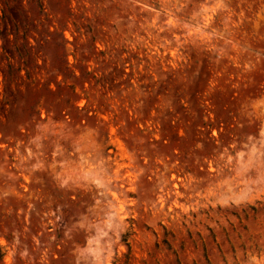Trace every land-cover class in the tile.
<instances>
[{
  "label": "rangeland",
  "instance_id": "rangeland-1",
  "mask_svg": "<svg viewBox=\"0 0 264 264\" xmlns=\"http://www.w3.org/2000/svg\"><path fill=\"white\" fill-rule=\"evenodd\" d=\"M0 264H264V0H0Z\"/></svg>",
  "mask_w": 264,
  "mask_h": 264
}]
</instances>
